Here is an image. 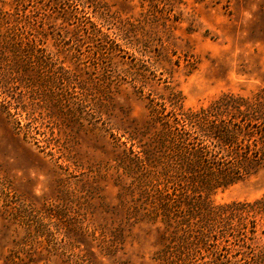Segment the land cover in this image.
<instances>
[{"label": "rangeland", "instance_id": "374dc122", "mask_svg": "<svg viewBox=\"0 0 264 264\" xmlns=\"http://www.w3.org/2000/svg\"><path fill=\"white\" fill-rule=\"evenodd\" d=\"M262 90L264 0H0V264H264V166L200 195L173 119Z\"/></svg>", "mask_w": 264, "mask_h": 264}, {"label": "trees", "instance_id": "16d2710c", "mask_svg": "<svg viewBox=\"0 0 264 264\" xmlns=\"http://www.w3.org/2000/svg\"><path fill=\"white\" fill-rule=\"evenodd\" d=\"M173 107L176 111L177 107ZM155 113L162 117L161 111ZM173 119L182 126L179 133H174L184 146L181 166L184 170L194 168V181L200 195L233 184L264 166V90L252 96L225 93L199 109L183 108ZM263 202L264 197L254 201L260 210L264 209ZM248 203L233 204L246 206ZM211 213L218 215L214 210L205 212L202 217L208 219L213 216Z\"/></svg>", "mask_w": 264, "mask_h": 264}]
</instances>
